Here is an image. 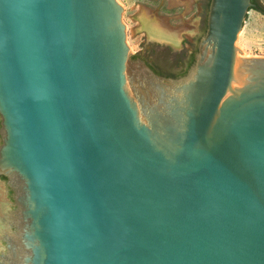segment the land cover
Returning a JSON list of instances; mask_svg holds the SVG:
<instances>
[{"label":"water","instance_id":"95a60500","mask_svg":"<svg viewBox=\"0 0 264 264\" xmlns=\"http://www.w3.org/2000/svg\"><path fill=\"white\" fill-rule=\"evenodd\" d=\"M257 8L210 0L166 78L118 0H0V264H264Z\"/></svg>","mask_w":264,"mask_h":264},{"label":"rangeland","instance_id":"374dc122","mask_svg":"<svg viewBox=\"0 0 264 264\" xmlns=\"http://www.w3.org/2000/svg\"><path fill=\"white\" fill-rule=\"evenodd\" d=\"M118 1L124 8L127 43L134 60L144 50L159 53L169 46L173 50L170 56H176L198 49L208 14L207 0ZM259 1L264 5V0ZM236 49L249 56L264 57V14L249 11Z\"/></svg>","mask_w":264,"mask_h":264},{"label":"flooded vegetation","instance_id":"af4514ba","mask_svg":"<svg viewBox=\"0 0 264 264\" xmlns=\"http://www.w3.org/2000/svg\"><path fill=\"white\" fill-rule=\"evenodd\" d=\"M163 49V52H159L160 54L158 53V51L152 52L150 50H144L137 55L136 59L144 61L153 69L156 74L160 76H164L166 78H181L185 76L188 73L189 69H187L186 66L182 64L181 60H179V55L170 56L171 54L169 53L173 51L171 50L172 47L168 46L164 47ZM194 50L195 48L192 49L190 53H193Z\"/></svg>","mask_w":264,"mask_h":264},{"label":"trees","instance_id":"16d2710c","mask_svg":"<svg viewBox=\"0 0 264 264\" xmlns=\"http://www.w3.org/2000/svg\"><path fill=\"white\" fill-rule=\"evenodd\" d=\"M252 1L255 4H257V6H258V8L255 9V10H262L264 12V5L262 3H260L259 0H252ZM209 3H210V0H207V3H206L207 12H208V8H209ZM206 29H207V24H206V21H205V27H204L203 34H205ZM197 50L198 49L195 48V50H194L193 53H190V54L183 53L182 55H179V57H178L179 60H181L182 64L184 66H186L187 69H190L195 64ZM0 179H5V177H3V176L0 175Z\"/></svg>","mask_w":264,"mask_h":264},{"label":"bare ground","instance_id":"6f19581e","mask_svg":"<svg viewBox=\"0 0 264 264\" xmlns=\"http://www.w3.org/2000/svg\"><path fill=\"white\" fill-rule=\"evenodd\" d=\"M160 25V24H159ZM163 37H164V34H163Z\"/></svg>","mask_w":264,"mask_h":264}]
</instances>
